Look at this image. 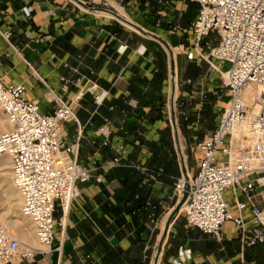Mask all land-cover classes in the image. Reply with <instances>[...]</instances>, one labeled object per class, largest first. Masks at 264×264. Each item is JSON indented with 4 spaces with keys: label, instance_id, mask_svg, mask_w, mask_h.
<instances>
[{
    "label": "crops",
    "instance_id": "1",
    "mask_svg": "<svg viewBox=\"0 0 264 264\" xmlns=\"http://www.w3.org/2000/svg\"><path fill=\"white\" fill-rule=\"evenodd\" d=\"M79 1L90 5L89 0ZM108 2L107 9L144 33L74 0H0V77L7 85H24L28 99L47 115L55 110L49 89L59 90L62 78L69 81L64 99L75 100L79 124L66 126V140L73 143L79 125L83 128L79 161L94 171L69 215L58 211L61 227L53 251L31 264H154L168 218L180 203L175 188L185 174L172 126L171 59L154 36L174 52L176 95L181 82L179 96L186 98L195 89L184 86L188 64L200 62L199 57L189 59L200 6L189 0ZM28 9L33 10L30 15ZM7 32L9 40L3 37ZM218 45L216 35L201 44L207 54ZM210 64L206 74L195 72L194 81H203L206 94L198 128L197 101L186 110L196 142L209 139L229 104L227 95H216L223 87L220 72L228 65L215 60ZM93 86L95 95L88 92ZM100 95L105 96L102 105L96 103ZM214 114L216 122L207 127ZM197 155L199 160L202 155ZM117 159L121 162L113 167ZM260 192L256 189L251 196L264 208ZM226 198L237 215L236 201L247 203L249 196L227 192ZM244 217H251L249 210ZM223 233L224 240L218 242L188 226L181 212L170 227L159 264H264V243L246 247L231 224Z\"/></svg>",
    "mask_w": 264,
    "mask_h": 264
},
{
    "label": "built area",
    "instance_id": "2",
    "mask_svg": "<svg viewBox=\"0 0 264 264\" xmlns=\"http://www.w3.org/2000/svg\"><path fill=\"white\" fill-rule=\"evenodd\" d=\"M189 1L200 6L192 25L195 45L189 59L201 57L209 63L215 60L229 66L227 71L220 72L223 87L216 94L227 95L229 104L209 139L195 145L202 157L195 176L190 177L189 198L181 212L188 226L218 242L225 238L224 227L231 224L240 232L244 245L252 248L264 243V208L255 205L251 196L261 189L259 196L264 201V0ZM89 4L109 8L108 0H89ZM32 11L28 9L26 14ZM211 35L219 38V45L207 54L201 44ZM3 37L9 40L11 33ZM61 82L59 90L48 91L55 110L47 115L36 101L28 99L24 85H7L0 77V109L12 126L10 132L0 135V155L11 160L13 183L22 199V215L33 222L37 240L36 247L24 245L0 223V264H31L38 256L53 251L57 229L61 227L58 211L68 216L82 195L81 186L94 179V171L79 161L83 128L79 125L73 143L66 140V126L79 123L75 100L64 99L70 82L64 78ZM185 85L195 87L188 97L198 104V128L206 99L205 85L192 80ZM250 88L261 89L253 101L248 95ZM88 92L95 95L97 87ZM104 100V95L96 97L99 105ZM180 108V112L175 108L177 122L179 115L190 122L183 111L184 104ZM120 162L117 159L113 167ZM184 189L185 178L175 188L174 197L179 202ZM227 192L249 196L247 203L236 201L237 215L231 211ZM248 210L251 217L246 219L244 213Z\"/></svg>",
    "mask_w": 264,
    "mask_h": 264
},
{
    "label": "bare ground",
    "instance_id": "3",
    "mask_svg": "<svg viewBox=\"0 0 264 264\" xmlns=\"http://www.w3.org/2000/svg\"><path fill=\"white\" fill-rule=\"evenodd\" d=\"M260 93L261 89L250 88L248 91L250 101H253ZM1 112L2 110L0 109ZM11 130L12 126L8 119L5 121L0 115V135ZM10 163L11 160L8 156L0 155V172H3L0 175V223L12 237L19 240L22 244L29 246L37 241L35 226L30 219L22 215L21 196L14 186L12 172H7V170H10ZM190 177L191 175H189Z\"/></svg>",
    "mask_w": 264,
    "mask_h": 264
},
{
    "label": "rangeland",
    "instance_id": "4",
    "mask_svg": "<svg viewBox=\"0 0 264 264\" xmlns=\"http://www.w3.org/2000/svg\"><path fill=\"white\" fill-rule=\"evenodd\" d=\"M187 57V56H186ZM180 59V58H179ZM183 60V58H182ZM198 60L200 61L199 62V66L198 65H193V64H188V60L186 58V61L184 62V66H187L188 64V68H189V71H188V74H187V77L185 78L184 82L186 83L188 80H192L193 82L194 79H196L198 76H196L197 73H203V74H206V72L209 70V69H212L211 67V64L209 62H207L205 59L199 57ZM212 62V60H210ZM179 63H180V60H179ZM229 68V66L227 67ZM197 72V73H195ZM195 73V74H194ZM200 75V74H198ZM202 75V74H201ZM199 78H202L199 77ZM201 82L202 80L199 79ZM184 83V86L185 87H189V85H185ZM181 82H180V87H178V91H177V95H176V107L175 108H178V111H182V109L180 108V106L182 104H184V113L187 115L188 113L186 112L187 108L190 107V104L191 102H196V100H192L188 97H183V96H179L180 95V90H181ZM204 84V83H203ZM205 85V84H204ZM188 89V88H187ZM0 115L2 116V118L7 121V118L5 117L3 111L0 113ZM189 115V114H188ZM187 115V116H188ZM5 117V118H4ZM216 122V114L212 115V117H210V120L209 122L207 123V127L208 125L209 126H212L213 123ZM178 128H179V135H180V143H181V148H182V152L184 153V156L186 157V166H187V169L189 170V175H191L192 177L195 176V173L197 171V166H198V155H197V149L195 147V145L199 142H196L194 139H193V130L189 129V122L185 121V118L183 115H179L178 116ZM10 167V170H7V172L10 171V173L12 172L11 171V163L9 165ZM3 172H0V175L2 174ZM0 185H1V178H0ZM184 213V212H183ZM29 246H37V241L36 243H33Z\"/></svg>",
    "mask_w": 264,
    "mask_h": 264
},
{
    "label": "water",
    "instance_id": "5",
    "mask_svg": "<svg viewBox=\"0 0 264 264\" xmlns=\"http://www.w3.org/2000/svg\"><path fill=\"white\" fill-rule=\"evenodd\" d=\"M77 3H79L80 5H82L84 8H86L88 11L90 12H101V13H107L110 14L114 17H116L117 19L123 21L124 23H126L127 25L141 31L144 33V31L142 29H140L139 27H137L135 24H133L130 21H127L126 19H123L119 14H117L116 12L107 9V8H103V7H91L88 6L87 4L79 1V0H74ZM155 39H157L158 41H160L169 51L170 54V59H171V82H172V97H171V114H172V125H173V129H174V134H175V139H176V143H177V148H178V152L179 155L181 157L182 160V167L184 170V174H185V179H186V183H185V189H184V193H183V198L180 201V203L177 205L176 209L173 211V213L171 214V216L169 217L168 221H167V225L163 234V237L161 239V242L159 244L158 247V252L155 258V262L154 264H159L160 262V258L162 255V250H163V246L164 243L166 241V238L168 236L170 227L173 223V220L175 219V217L177 215H179L182 211V208L184 207V205L186 204V202L188 201L189 198V191H190V178H189V173H188V169L186 166V161H185V157H184V153L182 152V148H181V143H180V135H179V128H178V123H177V119H176V113H175V107H176V61H175V56H174V52L172 51V49L170 48V46L162 39H160L159 37H155Z\"/></svg>",
    "mask_w": 264,
    "mask_h": 264
}]
</instances>
